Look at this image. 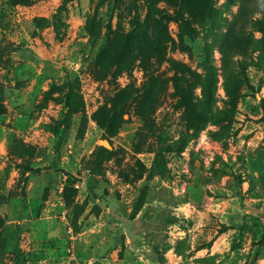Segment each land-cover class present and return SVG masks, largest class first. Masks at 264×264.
Returning a JSON list of instances; mask_svg holds the SVG:
<instances>
[{"label": "rangeland", "instance_id": "374dc122", "mask_svg": "<svg viewBox=\"0 0 264 264\" xmlns=\"http://www.w3.org/2000/svg\"><path fill=\"white\" fill-rule=\"evenodd\" d=\"M0 264H264V0H0Z\"/></svg>", "mask_w": 264, "mask_h": 264}, {"label": "trees", "instance_id": "16d2710c", "mask_svg": "<svg viewBox=\"0 0 264 264\" xmlns=\"http://www.w3.org/2000/svg\"><path fill=\"white\" fill-rule=\"evenodd\" d=\"M13 3H16L17 5L18 4H25V5H28L32 2V0H11ZM92 20H90L91 22ZM158 25L160 26V23L158 22ZM123 38H121L119 36V39H121V42H123V45H122V50L124 52V60L129 57V55H132V54H144L146 51L148 50H156L157 47L153 46V41L151 38L147 37L146 34L144 33H134V34H125L122 36ZM115 43H116V40L115 41H112L111 43H109L106 48L102 51V53L100 54L99 56V60L102 59V58H105L106 60L108 61H111L115 54H116V49H115ZM154 81V79H153ZM152 81V82H153ZM153 85V84H152ZM154 87L148 97H147V107H148V110H153L154 106L158 103V100H159V85L158 83L155 81L154 82V85L152 86ZM181 92V91H180ZM182 94V93H181ZM130 93L125 89V90H122L121 93L117 96L118 99H117V103H126L129 101V99L131 98L130 97ZM71 95L70 93H68L67 95V109L69 111H72L73 109V106H72V102H71ZM116 100L113 99V103H115ZM188 101H185V104L187 106V108L189 107L188 105ZM114 105V104H113ZM120 112H119V109L118 107H115L112 111V115L109 117L108 116V120L106 121V125L108 126H113V125H117V124H122L124 122V120H121V117H120ZM141 114L143 116H145V113H143V111L141 110Z\"/></svg>", "mask_w": 264, "mask_h": 264}, {"label": "water", "instance_id": "95a60500", "mask_svg": "<svg viewBox=\"0 0 264 264\" xmlns=\"http://www.w3.org/2000/svg\"><path fill=\"white\" fill-rule=\"evenodd\" d=\"M105 146H109V143L107 141H104Z\"/></svg>", "mask_w": 264, "mask_h": 264}]
</instances>
